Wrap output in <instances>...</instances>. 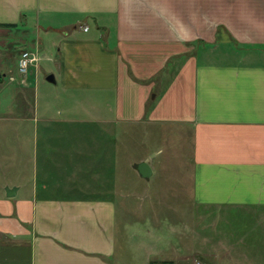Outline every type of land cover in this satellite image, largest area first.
Masks as SVG:
<instances>
[{
  "label": "crops",
  "instance_id": "obj_1",
  "mask_svg": "<svg viewBox=\"0 0 264 264\" xmlns=\"http://www.w3.org/2000/svg\"><path fill=\"white\" fill-rule=\"evenodd\" d=\"M28 19L74 33L48 40L54 83L46 82L59 92L39 118L45 195L37 179L22 198L21 185L0 187V264H195L218 252L209 239L196 249L198 209L206 220L220 213L241 222L244 246L264 264V0H0V35ZM87 109L89 127L78 117ZM151 129L180 141L186 161L174 181L187 185L189 213L176 210L172 225L158 215L152 227L143 218L122 224L118 199L133 195L119 192L120 149L132 132L148 138ZM130 167L149 180L173 166L155 168L146 157Z\"/></svg>",
  "mask_w": 264,
  "mask_h": 264
},
{
  "label": "rangeland",
  "instance_id": "obj_2",
  "mask_svg": "<svg viewBox=\"0 0 264 264\" xmlns=\"http://www.w3.org/2000/svg\"><path fill=\"white\" fill-rule=\"evenodd\" d=\"M42 24L43 20L28 19L27 24L7 29L4 35H0V71L4 75L3 83L0 84V187L5 182L21 185L22 189L18 198L31 195L32 181H35V179L38 182L39 196L45 195V191H41L39 185L45 179L44 167L42 169V162H40L42 161L40 154L42 149L45 148L46 142L42 141V134H45L46 131H42L43 122L39 118L43 116L44 105L48 104L55 94H58L57 91L59 92V89L55 88L54 85L46 82V78L49 76L50 46L48 40L50 36L55 37L57 41L58 38H63L61 35L63 33L69 35L74 33L71 27L61 28V32H49L43 28L40 29ZM96 32L92 27L90 33L95 34ZM102 39L106 41V37L103 36ZM23 52L31 53L36 58V61L29 67L28 73L24 75L26 79L19 74L18 69L20 54ZM51 53L55 54L56 48ZM215 60L237 61V59H232V57H218ZM10 77L14 78L13 82H10ZM21 82L28 85L25 90ZM49 91L52 92L49 93ZM92 100L88 99L85 102V106L91 108L93 105ZM85 112L87 114L78 116L80 117L79 119L88 122L87 127L93 126L94 120L89 114L90 109L85 110ZM44 125L49 127L47 122ZM142 132L143 130L132 132V136L125 141L126 147H123L124 149L122 150L120 149L119 192L126 195L131 193L135 198H128L126 204H124L125 198L119 197V220L130 218L134 222H139V219L143 218L147 225L152 227L153 221H155L154 215H158L161 223L167 224L169 222L172 225L173 222H177L172 220L175 219L176 210L180 209L181 215L189 213L186 210L189 206L184 205L182 201V199L188 198L187 185L181 181H174V176H181L179 170L177 173H174V170L178 167V164L186 161L185 153L179 151L177 146L180 141L174 134H170L169 131L161 133L159 130L154 131L151 129L148 138H144L146 135L144 134L143 136ZM36 135L38 138H36ZM146 157H148V160L152 162L155 168L163 165L173 167L161 174L155 173L152 179H142L134 173L130 166H134L142 158ZM178 198H180L182 205L152 203L155 200L173 202ZM7 207L13 209L14 206L10 204ZM204 212L202 209L197 211L198 220L195 223L197 224L196 237L198 243L196 249L202 251L201 248L205 245V242L202 243V241L209 239L211 243L209 248L212 245L213 251L218 252L211 254L214 255V259L211 258L210 254L205 256L206 254L204 253L200 257L198 255L200 262L197 261L195 264H210L211 260L212 264L260 263V254H256L250 249L253 247L252 242H246L248 245L252 244L251 247H245L243 244L244 238H241V235L244 230L242 231L241 222L232 221L231 218L226 217L227 214L222 215L220 213H213V217L206 220ZM166 219H170V221L166 222ZM121 222L122 224L124 223L123 221ZM251 222H246L245 227L248 224L249 226L252 225L253 222ZM238 223L240 224V230L233 231L232 229ZM148 230L151 229L148 228ZM245 230V233H249L248 228H245ZM166 231H169V229L160 230L157 233L162 238L160 234ZM230 231H232V234ZM253 238V229L250 228L249 239ZM149 240L150 238L146 240V243L150 244ZM124 246L123 241L119 242L120 251ZM131 263L137 264L138 259L132 260Z\"/></svg>",
  "mask_w": 264,
  "mask_h": 264
},
{
  "label": "built area",
  "instance_id": "obj_3",
  "mask_svg": "<svg viewBox=\"0 0 264 264\" xmlns=\"http://www.w3.org/2000/svg\"><path fill=\"white\" fill-rule=\"evenodd\" d=\"M36 61V58L31 55V53L23 52L20 55L19 61V74L24 76L28 73V69L32 63Z\"/></svg>",
  "mask_w": 264,
  "mask_h": 264
},
{
  "label": "water",
  "instance_id": "obj_4",
  "mask_svg": "<svg viewBox=\"0 0 264 264\" xmlns=\"http://www.w3.org/2000/svg\"><path fill=\"white\" fill-rule=\"evenodd\" d=\"M0 81H1V76H0ZM47 81L54 83L53 76H50L49 78H47ZM138 172L140 173L142 177H147L150 172L149 167L147 166V164H140L138 166ZM15 193H16V189H6V197L9 199L15 197Z\"/></svg>",
  "mask_w": 264,
  "mask_h": 264
},
{
  "label": "trees",
  "instance_id": "obj_5",
  "mask_svg": "<svg viewBox=\"0 0 264 264\" xmlns=\"http://www.w3.org/2000/svg\"><path fill=\"white\" fill-rule=\"evenodd\" d=\"M24 17V16H23ZM23 19H22V16H21V21H22ZM7 27H12V26H7Z\"/></svg>",
  "mask_w": 264,
  "mask_h": 264
}]
</instances>
